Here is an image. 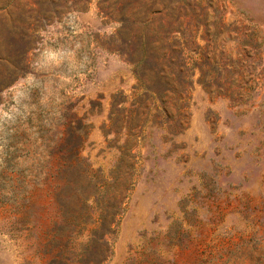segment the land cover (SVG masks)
<instances>
[{"label": "rangeland", "instance_id": "1", "mask_svg": "<svg viewBox=\"0 0 264 264\" xmlns=\"http://www.w3.org/2000/svg\"><path fill=\"white\" fill-rule=\"evenodd\" d=\"M92 203L102 264H264V0H0V264Z\"/></svg>", "mask_w": 264, "mask_h": 264}, {"label": "trees", "instance_id": "2", "mask_svg": "<svg viewBox=\"0 0 264 264\" xmlns=\"http://www.w3.org/2000/svg\"><path fill=\"white\" fill-rule=\"evenodd\" d=\"M76 158L79 160L78 152ZM93 195V194H91ZM90 196L81 197L79 201L85 204L90 200ZM87 213L80 215L76 210L66 212L62 215V220L71 225L82 223L93 225L89 228V238L83 249L78 252L71 243L61 246L51 247L54 252L49 264H102L111 254L112 244L110 236L116 233L117 218L120 213L102 211L97 215L96 204H87Z\"/></svg>", "mask_w": 264, "mask_h": 264}]
</instances>
